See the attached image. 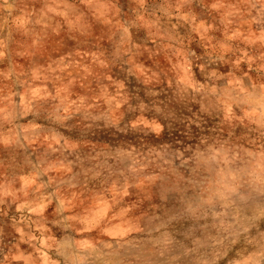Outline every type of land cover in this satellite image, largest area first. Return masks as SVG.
Masks as SVG:
<instances>
[{
    "label": "rangeland",
    "instance_id": "rangeland-1",
    "mask_svg": "<svg viewBox=\"0 0 264 264\" xmlns=\"http://www.w3.org/2000/svg\"><path fill=\"white\" fill-rule=\"evenodd\" d=\"M0 264H264V0H0Z\"/></svg>",
    "mask_w": 264,
    "mask_h": 264
}]
</instances>
